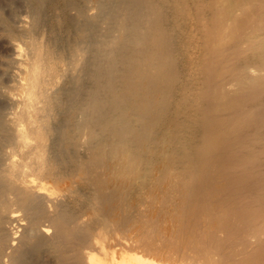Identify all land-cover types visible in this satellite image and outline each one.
I'll use <instances>...</instances> for the list:
<instances>
[{
	"label": "rangeland",
	"instance_id": "374dc122",
	"mask_svg": "<svg viewBox=\"0 0 264 264\" xmlns=\"http://www.w3.org/2000/svg\"><path fill=\"white\" fill-rule=\"evenodd\" d=\"M126 1L128 3H126ZM228 1H231V2H228ZM232 3H234V4L236 3V4L234 5ZM125 4L128 6H125ZM35 5L37 8L35 7ZM38 7L41 9H39ZM130 7H135L134 8L135 11L133 12L132 9L130 10ZM42 8H44V9H42ZM223 8L224 9L226 8V9L224 10ZM86 9H88V10H86ZM219 9L221 12L219 11ZM216 10H218V11H216ZM118 11H122V12L124 11V12L123 13L121 12V14H120V12H118ZM136 11L139 13H137ZM223 12L225 15L223 14ZM225 12H227V13H225ZM112 15H113V17H112ZM139 16H140V18H139ZM36 17H37V19H36ZM114 18H117V20L116 19L114 20ZM118 19H120V20L118 21ZM151 21H152V23H151ZM23 23H25V24H23ZM114 23L118 24L117 27L115 26ZM125 23H127L128 25ZM222 23H224V24H222ZM69 24H70V26H68ZM221 24H222L221 28L218 27V25L220 26ZM119 25H120V27H119ZM215 28L216 29L220 28V29L216 30ZM123 29H125V30H123ZM221 29H222V31H221ZM223 29L226 30V32ZM256 29H258L257 30L258 33L256 32ZM122 32H124V33H122ZM115 33H118V34H115ZM142 33H143V35H142ZM216 33H219V34H217L219 36H217ZM64 37H66V38H64ZM78 39L81 42L78 41ZM113 39H116V41L119 42L118 43L119 45H117L116 41ZM250 39H252V40H250ZM28 40H29V43L32 40L37 41L38 44L41 46V48L42 49L44 48L43 51L46 52L45 54H46V58H47L46 59L47 60L46 66L48 69L51 68L52 71H55L56 73L58 72V75L60 76L58 82L59 81L60 82L59 83L57 82V84L55 85L57 87L55 88V86H54L52 91L50 90L48 92L46 90H43L44 93L42 92V94L40 95V101L41 102L39 104H40L41 108L39 109V111H36L37 125L39 123L38 130L35 131V129H33L32 127H27L28 133L30 135L29 141L31 142V145L37 149L39 148L38 150H40L43 153L42 166L39 169H37L35 167V164H31L30 167L28 166L27 168H25V170H24V172H22V174L19 172L21 175H23V176H20V174H18L19 179H24L26 174H30L32 177L33 176L35 178L38 177L37 179L43 181V183L46 186L49 185L50 187H48V188L51 191L53 190L52 191L53 193L59 187V191L54 193L56 195L57 193L60 192L58 194V196L56 195L58 197V199L55 203L56 204V211L59 213L64 211V212H67L68 214H71L75 223L79 222V223H81V225L84 223L83 226H86V227H83L82 232H84V233L86 232L85 234L88 235V237L91 236L90 237L91 239L94 237H98L104 243V240H107L110 237L107 235H111V233H113L110 237V240H107L109 244H110V242L112 244H114L117 241L119 242V240H117L118 237H119L118 239H120V242L122 240V243H126V242H128V240L133 241V242H134V240H137L138 242H140L139 240H141V242L143 243V246L140 242L139 245L141 248H138V249H140V250L143 249L142 253L144 252V254H147V252H149V250H150L151 252H149V253H151L154 261L160 262V263L162 261V264H170V263L171 264H187L189 261L190 262L194 261V264H196V263H198V264H211V262H209L208 259L204 258V257H196L195 258L196 260H191V258L189 260H186V258H187L186 257V251H187L186 247L187 246H185L186 244H184L185 241L182 240L183 238H185L184 235H186V233L183 231L182 227L188 221V217L184 211L185 195L187 192H190L195 186V176H196V170H197V166H198L197 165V156H196L195 151H192L195 154L193 156V155H190V151H188V150L190 149V144L196 145L197 142L199 141V137H198L197 133H198V130L201 128V121L207 119L208 116L211 117L212 121L216 120V123H214V122L213 123L216 125L217 131L219 130V132H220V129H222L221 133H223V135H225V134L228 135L229 132H230L229 133V135H230L231 131L228 130L229 127L225 126L222 122H220L218 120H220L221 116L225 115L227 112H229L233 108H235V106H238L239 105L237 103L238 100H239L238 101L239 103L242 102L241 92H244V91H242L243 90L242 87H244V89H245L247 87V84H245V83L239 84L241 82L238 83V81L240 80V76L245 78L244 75H246V76L248 75L247 78H253V76L255 75V78H256L257 75H258V77H260L259 75L262 76L264 74L263 62L260 63L263 60L260 57V54H258V53H261V49H263V51H264V44L263 43L258 44L261 41L264 42V0H0V184L2 183L1 181H3V182L6 181L5 183L8 184V182H9L10 184H13V186L16 185L17 187H22V186H20V184H18L19 182L17 181V179L15 180L16 177L13 176V174L9 173L12 175V178H8L9 175L6 173V175H7V177H6V175L4 174V172L9 171V169H8V155L7 154H12V153L15 154L17 156L18 160H20L24 164L28 163V158L26 155L24 156V152H25L24 150H26V148L19 147L20 146L19 142L15 140L16 138H15V133H14V126L12 125L13 123L12 122L10 123V120L7 119L8 117H6V113H7V111H9V109L14 107V105H12V102L14 101V103H15V100L12 98L13 97L12 93L15 89L16 90L14 92H16L18 90V87H19V83L14 84V82L18 81V78L16 77L17 75L13 74L14 73L13 69H15L16 64L17 65L19 64L17 62L19 58H17L16 55L14 56L15 51L13 50L14 49L13 48V41L19 42L22 45V47L24 48L25 53L28 54V52H29L28 56L30 58L27 56V54H25L26 56H23L24 58L22 57L23 59L21 60V63H20V65H21L22 61H25L26 64L23 65L24 64V62H23V64H22L23 67L21 66V69L23 70L22 72H25L24 68L26 67L27 64L29 66V64L32 60V58H31L32 54H31L30 45L28 43ZM65 40H67V41H65ZM105 40H107L106 46L108 48H104V47H106L105 46L106 42H104ZM153 40H154V42H153ZM221 40H223V41H221ZM129 41H130V43L131 42L132 43L130 44ZM144 41H146V42H144ZM74 42H76V43L79 42V43L76 44ZM95 42H96V44H95ZM99 42H101V43H99ZM251 42L252 43L254 42V43L252 44ZM73 43H74V45H73ZM94 44L97 46L99 45L98 47H100V48H98L97 46H94ZM223 44H224V46H223ZM257 44L263 47V48L260 46L256 47V48H261V49L257 50V51H259L258 53L255 50L256 49L255 46ZM52 45L55 46V48ZM249 46L252 49H250ZM253 46H254V48H253ZM85 47L87 48V50ZM96 47H97V50H95ZM116 47H118V48H116ZM101 48L104 51H102ZM112 48H114V49H112ZM85 50L87 53L85 52ZM90 50H93L92 52H94L95 55L92 52H89ZM116 50L118 51V53ZM234 50H236V51L234 52ZM53 51H55V52H53ZM69 51L71 52V54ZM76 51L78 54L76 53ZM98 51H99V53H98ZM66 52L67 53L69 52V53L66 54ZM103 52L105 53L104 54L105 56L102 54ZM138 52H140L141 54ZM89 53H90V55H89ZM109 53L110 54L112 53V54L110 55ZM211 53H213V54L211 55ZM223 53H224V55H223ZM76 54L78 55V58H77ZM91 54H92V56H91ZM221 54H222L221 57H223V58L219 57L217 59L216 57L220 56ZM93 55H94V59H93ZM229 56L231 58L233 57L232 58L233 60ZM235 56H237V57H235ZM61 57L64 60H62V59L60 60ZM90 57H92V58H90ZM98 57L99 58L101 57V59H99ZM108 57H110V58L112 57V59L114 61L111 59V61H109V63L106 64L108 62V59H107ZM52 58H53V60H52ZM72 58H74V59H72ZM250 58H251V61H250ZM65 59L66 60L68 59L67 63H66ZM71 59L73 61H71ZM116 59L118 62L116 61ZM50 60H51V62H50ZM89 60H90V62H89ZM97 60L99 62H97ZM61 61H62V63H61ZM83 61H84V63H83ZM119 61H121V62H119ZM224 61H226V62L224 63ZM252 61H254V63ZM74 62H76V65ZM87 62H89L92 67H90V64H88ZM112 62L113 63L115 62L116 64L115 63L112 64ZM53 63L55 64L56 68L53 66ZM100 63H101V65H98ZM226 63H227V65H225ZM244 63L247 64V66H244L245 65ZM255 63H258V64H255ZM103 64H106V65H103ZM68 65H70L72 67H70ZM102 65H103V67H102ZM228 65L231 66V69H230V67H228ZM86 66H87V68H86ZM99 66H101L102 68L100 69ZM234 66H236V67L234 68ZM243 66H244V68H247L249 66L247 68V70L249 69V73L247 72V70L243 72V70H245L243 68ZM53 67H54V69H53ZM58 67L62 68V69L60 70ZM67 67H69V68H67ZM103 69H105V70H103ZM111 69H113V70H111ZM217 69H219V72ZM221 69H222V71H221ZM229 69H230V71L228 72ZM259 69L260 70L262 69L261 71H263V72H261ZM11 70H13V72ZM67 70H68V72H67ZM69 70H70V72H69ZM98 70H100V72ZM71 71H72V73H71ZM73 71H75L74 76H73ZM259 71L261 73H259ZM91 72H92V75H91ZM232 72H234V73H232ZM239 72H241L240 76H239ZM83 73H85L84 76H82ZM226 73H228V74H226ZM235 73H236V76L234 77ZM243 73H244V75H243ZM50 74H53V73H50ZM63 74H65V75L63 76ZM78 74L82 76V80H81L82 82H80L79 79L81 76L78 77ZM89 74L92 77L96 78V80L94 78L90 77ZM101 74H103L104 77ZM19 75L22 77L25 74L19 73ZM105 76L107 77V80H106ZM25 77H26V75H25ZM25 77H23V78H25ZM89 77H90V79L92 78L91 80L93 81V83L89 79ZM230 77H231V81H230ZM23 78L21 79L22 81H23ZM49 78L50 77L47 76V79H49ZM84 78L86 79L87 82L84 81L85 80ZM74 79L76 80V82H74ZM234 79H236V80L238 79L237 83H236L237 85H235ZM70 80H73V83L74 84L77 83V85H80V87H78L77 85H74L72 83V81H70ZM97 80H98L99 84L104 85L103 89L105 88V90H103L104 92H102L101 88H100V90H99L100 94H99L98 99L103 98V100H106L107 107L104 110V115H105L106 121L102 122V127H100V128H102V131L99 128V126H101V123L99 124L97 122V120L95 119L96 117H94V118L92 117V119L89 121L91 123H92V121H96V122L92 123L93 125L91 123H88V122H87L88 125H87V123H86V125L83 124L84 127L91 125L92 128H90V126H89V128H88L89 130L93 129L94 127L97 128L96 133H98V134L95 137L96 133L93 134L92 132H89L87 130V128L82 130L83 126L80 122L83 121L84 117L80 113V108L83 104L82 103L83 100H80V99H83L85 91H87L86 93H92L93 92L92 90H94V88L96 87V84L94 85V83H97ZM221 80H223V82L226 81L225 83H223L222 87H221V85H222ZM11 81H13L12 82L13 84L11 83ZM218 81H221V83L219 82V84H221L220 86H219V84H217L218 87H221L223 89V87L225 85L224 90L226 91V94H228L229 98H228V96H225L224 90L221 89V91H220V89L218 90L217 87H216V89L218 91L217 90L216 91L219 92V94L216 92V95L218 94V97H215V99L211 98L210 90H211L212 86H214V87L216 86V83H218ZM78 82H80L81 84ZM231 82H233V83H231ZM17 84H18V86H17ZM82 84H85V85H82ZM91 84H93V85H91ZM105 84L106 85L108 84V85L106 86ZM170 84H172V85H170ZM73 85L76 86V89H75V87H73ZM90 86H91V88H90ZM236 86H238V87H236ZM239 86L242 88L241 90H239L240 89ZM77 87H78V90H77ZM84 87L86 89H84ZM87 87L89 89H92V90L90 91ZM57 89H58V91L60 90L59 92L62 94L65 91L64 94L62 95V94L57 93L58 92ZM228 89L230 91L229 93L227 92ZM68 90H69V92H68ZM79 90H80L79 93L81 95L78 93ZM8 91H10V92H8ZM53 91H54V94H53ZM231 91L235 94H233ZM192 92L194 95L191 94ZM50 93H52L53 95L52 96L49 95ZM96 93H98V92H96ZM221 93L225 97L222 96L220 98L219 95ZM230 93L233 94L232 96H234L235 98L231 97L232 98L231 99ZM8 94H10V95H8ZM55 94L58 96L55 97L56 96ZM77 94H79V96L81 98ZM41 97L44 98V100H42ZM59 97H60V100H58ZM67 98H69V100L72 104H70V102H69V100H67ZM236 98L238 99L237 101L235 100ZM10 99H12L13 101ZM50 99H52V100H50ZM98 99H97V102H98ZM113 99H116V100L114 101ZM229 99L232 100V102ZM63 100H64V102H63ZM213 100L215 101L214 103H213ZM220 100H222V101H220ZM228 100L230 101L232 106H231V104H229ZM77 101L79 103H77ZM80 101H81V103H80ZM218 101H219V103H218ZM17 102H18V100H16V103ZM57 102L58 103L61 102V104L60 103L58 104ZM110 102L112 104H110ZM16 103H15V105H16ZM216 103H218L217 105L221 106L222 109L220 107H217ZM236 103H237V105H236ZM49 104H50V106H49ZM115 104H116V106H115ZM18 105L19 104H17V106ZM118 105L120 107V110H119ZM71 106L74 108L76 107V109L74 110V108H73V110H74L73 111ZM211 106H212V108H211ZM223 106H225L227 110L225 109V107L223 109ZM214 107L216 109L213 110ZM15 108H17V107H15ZM49 108H51V110H49ZM229 108H231V109L229 110ZM40 110H42L43 112ZM45 110H47V111L49 110L50 112L48 111V113H47V111H45ZM65 110H66V112H65ZM70 110L73 113H71ZM164 110H166V111H164ZM192 110H194V111H192ZM216 110L217 111L222 110V111H220V112H218V114H216L217 113ZM186 111H188V112H186ZM189 111H191V112H189ZM214 111H216V113ZM223 111H224V113H223ZM107 112L110 113V115ZM111 112H112V114H111ZM206 112H207V114H206ZM44 113H46V114H44ZM189 113H190V115H189ZM213 113L215 114L214 117H217V119L213 117ZM48 114H50V116ZM78 114H79V116H78ZM196 114H198L199 116ZM41 115L43 117L44 116H46V117L43 118ZM69 115H72L71 118L73 117L74 120H73V118L71 119ZM76 115L79 118L80 122L77 119V117H75ZM168 115H170V116H168ZM175 115H177V116H175ZM124 116L127 117V119H128L127 121H129V124H130L127 128L123 127L120 124V122H121L120 120L122 118H124ZM63 117H64V119H62ZM160 118H161V121H159ZM173 118H174V121H171ZM24 119H25V122H27V123L29 121L28 124L31 126L30 120L26 117L21 119L22 120L21 123L25 127L29 126L27 123L24 122ZM44 119H45V121H44ZM46 119L48 121H46ZM66 119H69V120H66ZM137 119H139V120L137 121ZM166 119H167V121H166ZM176 119H177V121H176ZM143 120H144V122H143ZM189 120L192 122H190ZM70 121H72V122L76 121V122H74L75 124H73L74 125L73 127H75V128H77V126H75V125H81L82 127L79 126V128H81L82 131H80L79 128L74 129L72 127L74 129L73 130L70 127V125H72V122H70ZM139 121L140 122L142 121V122L140 123ZM182 121H184V122L182 123ZM46 122H47V124H45ZM62 122H63V124H62ZM66 122L69 124H66ZM108 123H110L109 126H108ZM184 123H185V125H184L185 127L183 126ZM191 123H193V124H191ZM40 124H42V125H40ZM145 124H147V125H145ZM169 124H172V125H169ZM180 124H182V125H180ZM163 125H164V127H163ZM199 125H200V127H199ZM111 126L113 127V129ZM172 126H174V128ZM156 127L158 128V130ZM169 127L170 128L172 127V128L170 129ZM180 127H182V130ZM187 127L189 130L187 129ZM223 127H227L225 129L226 131H224V132H223V130H224ZM151 128H152V130H151ZM155 128H156V130H154ZM218 128H220V129H218ZM65 129H67L66 132H65ZM164 129H166L165 130L166 134L164 133ZM33 130H34L33 134L36 133L34 135L31 133ZM190 130H192L193 132L192 131L190 132ZM62 131H64L65 133ZM71 131H73V132H71ZM97 131H99V132H97ZM148 131H149V133H148ZM153 131H155V132H153ZM195 131H196V133H195ZM47 132H49V134ZM132 132H134V133H132ZM137 132H139V133H137ZM160 132H162V133H160ZM69 133H71V134H69ZM88 133H91V134H88ZM130 133L135 137L134 139L136 140V142ZM140 133H142V134H140ZM144 133H146V134H144ZM188 133H190L192 135L189 134V136H188L187 135ZM79 134L81 136L82 135L86 136L85 137L86 139L83 136L82 137L80 136L81 138H79V136H78ZM169 134H170V136H169ZM44 135H45V138H44ZM61 135H64L63 136L64 138H62ZM69 135H70V139H67ZM74 135H75V137H72ZM91 135H93V136H91ZM105 135H107V137H105ZM171 135H173V136H171ZM38 136H40V137H38ZM65 136H67V137L65 138ZM164 136L166 139H168V140L170 139L169 141H171V142L166 140L164 138ZM193 136H195L194 137L195 139L193 138ZM125 137H127V139ZM161 137L163 138V140ZM174 137H175V140L172 139ZM46 138H48V139L46 140ZM75 138H76V142L74 140ZM92 138H93V140H92ZM77 139L80 142L77 143V141H78ZM139 139L142 142H144L142 144L144 146V148H142L143 146L141 145V143H139V142H141V141H139ZM71 140H73L75 143L73 144V142ZM37 141L39 144L37 143ZM107 141H109V142L106 143ZM186 141H187V143H186ZM40 142L41 143L43 142L44 145H40ZM92 142H93V144H92ZM95 142H96V144H95ZM165 142H166V144H165ZM168 143H170V144H168ZM68 144H70L72 149ZM75 144H77V145H75ZM78 144L80 145L79 147H78ZM82 144H83V146H81ZM97 144L99 146H97ZM109 144H110V146L106 147ZM154 144H155V146H154ZM164 144H165V148H163ZM111 145H112V148H111ZM166 145L168 146V148ZM183 145H184V147H183ZM65 146H66V148H65ZM73 146L74 147L77 146L79 149L73 148ZM114 146H116L115 148L119 152H117L115 149H113ZM159 146H161V147H159ZM67 147L69 148V151H68ZM117 147H119L118 148L119 150L117 149ZM139 147H141V149ZM179 147H181V148L178 149ZM105 148H106V150H105ZM166 148H167V151H166ZM101 149H102V151H100ZM120 149L122 151H120ZM129 149L131 151H129ZM142 149L145 151H143ZM110 150L114 151L115 154L117 152V156L113 152H111ZM159 150H160V152H159ZM161 150H162V153H161ZM66 151H67V153H66ZM71 151L73 153H71ZM90 151H92V152H90ZM108 151L110 153H108ZM132 151H134V152L132 153ZM141 151H143L145 153V154L143 152L141 153V155L143 154L142 155L143 157L140 155ZM178 151H180V153H178ZM104 152H106L104 154V156H106L107 158L103 156ZM149 152L151 153V157H150ZM163 152H165V153H163ZM89 153H92V155L90 154L91 155L90 156ZM95 153H96V155H93ZM61 154H63V156ZM72 154H74V156ZM121 154H123V155H121ZM177 154H178V156H177ZM70 155L72 157H69ZM75 155H77V156H75ZM80 155H81L82 159L81 158L78 159V157H80ZM100 155H102V156H100ZM120 155H121V157L122 156L123 157L121 158ZM161 155H162V157H161ZM47 156H48V158H47ZM67 156H68V158L66 159ZM93 156H98V157H96L94 159ZM86 157H88L89 159ZM92 157H93V160L100 159L98 161V163L100 162L99 163L100 166L103 163L102 167H104V168L100 167L101 168V170H100L98 168L99 166H97V163L93 164V162H95V161L92 160ZM102 157L105 159H103ZM113 157L116 159H114ZM138 157H140V158H138ZM144 157H147L148 161L149 162L151 161V162L149 163L147 160H145ZM175 157H177V158H175ZM191 157L195 160V162ZM22 158L25 159V161ZM150 158H152V159L150 160ZM154 158H156V159H154ZM83 159L89 160V161H87V163L89 162L88 166H90V164L92 163L90 166V168H92L91 170H90V168H87V167L85 169L84 164L85 165H87V164ZM101 159L104 161L102 162ZM45 160L46 161L48 160V161L44 162ZM71 160H72V162H71ZM142 160H144V161H142ZM166 160H168V161H166ZM79 161H80V163H78ZM81 161H83L82 163H84V162L85 163L82 164ZM169 161H170V163L166 164ZM70 162L72 163V167L70 166L71 165ZM96 162H97V160H96ZM157 162H159V163L157 164ZM60 163H62V164H60ZM104 163L108 168V169L106 168L107 171L103 170L106 167V166H104ZM142 163H144V164H142ZM153 163H155V165ZM189 163H191V164H189ZM115 164H116V166H114ZM53 165H55V166H53ZM92 165H94V166H92ZM120 165L122 167H120ZM192 165H194V166H192ZM95 166H97V167L95 168ZM127 166L129 169L127 168ZM169 166H170V168H169ZM78 167H80V168H78ZM115 167H116V169H115ZM151 167H153V171H152ZM70 168H72L73 170ZM94 168H95V171H94ZM168 168H169V170H168ZM56 169H58V170H56ZM96 169H97V171L100 170L99 174H94V173H98V172H96ZM112 169H114V170H112ZM170 169H172V170H170ZM84 170L86 172H84ZM138 170H140V171L138 172ZM148 170H151V171H148ZM161 170H162V172H161ZM38 171H40V172H38ZM57 171H58V173H57ZM92 171H94V172L92 173ZM144 171L146 172V174ZM157 171H158V173H160V172L163 173V175L158 174V173H157L158 174L157 175L155 173ZM167 171L168 172L171 171V172L168 173ZM90 172H91L92 177L89 174ZM132 172H134V173H132ZM135 172H137V173H135ZM140 172H142V173H140ZM147 172H149V173H147ZM100 173H102V174L106 173V175L104 174L105 177H104V175H101ZM137 174L139 175V177L137 176L138 178L136 177ZM166 174H168V175H166ZM75 175H76V178H74ZM85 175L89 176V177H86ZM95 175H100V177L97 176L100 178L99 181ZM107 175H108V177H106ZM110 175H113V176H110ZM117 175H119V176H117ZM123 175H124V177H123ZM41 177H43V179ZM90 177L93 178L94 180L90 179ZM120 177L123 179V181H122V179H120ZM130 177L132 180L130 179ZM140 177H141V179H140ZM142 177H143V179H142ZM3 178H4V180L5 179L6 180L4 181ZM7 178H8V180H7ZM116 178L120 179L121 184H120L119 179H116ZM12 179H14L16 182L14 183L13 182L14 180H12ZM102 179L104 181H102ZM115 179L119 183H117L116 181L114 182ZM110 180H111V182H110ZM142 180L144 182H142ZM11 181L13 183H11ZM92 181H94V183L97 182L98 184H96V183L94 184ZM100 181H102V184L100 183ZM130 181H132L133 183ZM139 181H140V183H139ZM146 181L148 183H146ZM89 182H92L91 185ZM116 183H117L118 187L114 186V185H116ZM73 184H75V185H73ZM92 184L94 187H98V188L94 189L92 187ZM96 185H100V186H96ZM0 186H1L0 187V193L7 191L4 189V187H2V186H4L3 184H1ZM105 186H107V188H109V189H107ZM142 186H144V187H142ZM70 187H72V188H70ZM110 187L112 190H110ZM131 187H133V188L131 189ZM133 190H134V192H133ZM97 191H98V193H96ZM112 191L113 192L115 191L117 193L114 192L112 194ZM61 193H63V194H61ZM103 193H106L108 195L105 196V194H103ZM95 194H96L97 198H96ZM112 195H113L114 199H113ZM130 195H131V197H130ZM10 196L12 198L11 197H10V199L8 198L9 199L8 202L5 199L7 197H5L4 200L0 201V221H1L0 222L1 223L0 224V227H1L0 228V234L2 231V234L0 235V237L1 236L2 237L0 239L3 240L5 238L6 241H7V238H9L11 235V230H12L11 228H13L15 225L14 223L6 222L8 220L6 218H4V215H3V214H6L5 211L8 213L10 208L11 209H12V207H13V209L16 208V205L12 202L13 200H11L14 198V196L13 195H10ZM91 196L94 199H92ZM103 196H105V197H103ZM115 196H116V199H115ZM118 197L120 198V200ZM117 198H118V200H117ZM96 199H98L97 202H96ZM105 199L107 201H105ZM109 199H110V201H109ZM123 200H124V203L122 202ZM118 201H119V203L117 205L116 202H118ZM113 203H114V205L117 206V208H116V206L113 205ZM125 204H127V205H125ZM120 205H124V207L121 206L122 209H120L121 208ZM92 206L96 207V209H93ZM42 207H43V209L46 207V209H44V210L47 212H50V209H47V206L45 204ZM101 207L104 211H102ZM132 207H133V209L131 210ZM106 209H108V212H106L107 211ZM119 209H120V211H119ZM124 209H126V210H124ZM127 209H128V212H127ZM95 210H97L98 212ZM125 211H126V213H125ZM129 211H130V214H129ZM20 212L23 213L21 210H20ZM113 212L115 214V217L113 216ZM122 212H123V215H125V217H123ZM98 214H100V215H98ZM118 215H120L121 218ZM102 216L104 219L102 218ZM78 217L80 218V220ZM82 217H84V220L81 219ZM98 217H100V218L97 219ZM2 219H4V220H2ZM116 219H118V220L120 219L119 222ZM186 219H187V221H186ZM151 220H152V222H154L155 226L153 224H152L153 226L151 225V223H152V222H150ZM2 221H3V223H2ZM103 221H104V223H103ZM141 222H143L145 224L144 225L145 227L143 225L141 226ZM145 222H148V224H146ZM11 224H12V227L10 226V229H9V225H11ZM1 225L5 228H3ZM5 225H7V226H5ZM149 225H151V226H149ZM136 226H137V228H136ZM139 226H141L142 228L141 227L138 228ZM15 227H17V224L15 225ZM87 227L92 228V229H90L88 231ZM14 228H13V230H15ZM127 228H128V230H127ZM134 228H136V229H134ZM181 228H182V230H181ZM5 229H8L7 232ZM100 229H102V230H100ZM138 229H143V230H141L142 231V238L145 236L146 239L145 238L144 239L149 240L151 236L152 237L157 236V238L155 237L156 241H154V243H153L152 237L149 240V241H151L150 243H148L149 241L145 242V240L142 238L140 239L141 233H138V231H136ZM145 229H148L146 231V233L144 232ZM149 229L150 230L152 229L153 232H151ZM9 230H10V232H9ZM125 230H127L126 231L127 233L124 232ZM129 230L132 232H130ZM90 231H92V232H90ZM110 231H113V232H110ZM141 231L139 230V232H141ZM148 231L150 232V234ZM120 232H121V234H120ZM135 232H137L138 234ZM180 232H181V234H182V232L185 233V234L183 233V235H182L183 238L181 237V234H179ZM89 233H91V234H89ZM104 233H106V234L104 235ZM152 233H154V234H152ZM164 233H165V235H164ZM3 234H4V236H3ZM38 234H40V233L38 232ZM8 235H9V237H7ZM115 235L117 237H115ZM147 235L149 236L148 239L146 237ZM127 236H128V238H127ZM130 236H133L132 238H134V240ZM155 238H154V240H155ZM172 238H174V239H172ZM163 239H164V242H163ZM178 239L181 240L182 242H180ZM87 240L90 241L89 238ZM170 241L172 242L173 245L175 244L173 242H176V244H175L176 246L174 245L175 248L171 244ZM4 242H2V241L0 242V244H1L0 245V248H1L0 251H3L2 248L5 246ZM165 242H168V243L170 242L171 246H169L167 243L165 244ZM177 242H179V243H177ZM181 243H183L184 245L181 246L180 245ZM104 244L107 246L106 242ZM147 244H151V246L150 245L148 246ZM156 244H158V245H156ZM178 244L181 247H184L182 249H179V251L180 250L182 251V252L180 251L182 254L179 252V257H178L177 252H178V248H181V247H179ZM84 245H87V249L90 248L89 244H87V242H85ZM90 245H92L91 242H90ZM161 245L164 246L163 250H162L163 247ZM165 245H167V246H165ZM1 246H3V247H1ZM109 246L111 247L113 245L110 244ZM144 246H145V250H144ZM147 246L149 248L146 249ZM117 247L116 248L112 247V248L115 249V252L119 253V250ZM150 247H152V248L150 249ZM166 247L168 249H170V250L172 249V250L169 251L167 249L169 251V253H168V251L166 250ZM43 248H44V246L42 247V253L38 254V259H37L36 264H56L57 258H56V255L54 252H56V254H57V251H56L57 248L56 247L54 248V246H50L47 248V251H46V249L44 251ZM85 248H86V246H85ZM3 249H5V247ZM93 249L91 247L90 251L93 252L95 250V249L94 250ZM116 249H117V251H116ZM176 249H177V251H176ZM159 250H160V252H159ZM5 251L2 253L0 252L2 255L0 257H3L5 255V253L7 252V251L6 252ZM51 251L52 252L54 251L53 252L54 255ZM111 251H112V249H111ZM175 251L177 253V256H175L176 255ZM171 252H173L172 254H174V256L171 254ZM183 252L185 254H183ZM48 253H50V254L48 255ZM93 253H97V254L99 253L100 254V252H98L97 250H95ZM132 253H134V252H132ZM97 254L94 256L97 258L96 264H98L99 260H100L99 264H101V262H102V264H104V260H101L102 255L100 254L101 256H99V254L98 255ZM166 254H167V257L165 256ZM190 254H192V253H190ZM40 255H42V257H40ZM157 255H159V256H157ZM182 255H185V258L184 257H181V258H183L184 260H186L188 262L185 261V263H182L184 261L179 260V259H181L180 256H182ZM42 258H44V259H42ZM171 258H172V260L174 259L173 260L174 263L172 262ZM198 258H202V259H198ZM215 258L217 260L216 256H215ZM215 258H213L212 261H214ZM157 259H158V261H157ZM164 259H165V261H164ZM192 259H194V258H192ZM38 260L40 261V263L38 262ZM204 260H206V261H204ZM202 261L204 263H202ZM93 262H95L94 259H93ZM190 262H189V264H190ZM0 263H2V262H0ZM191 264H192V262H191ZM213 264H214V262H213ZM215 264H219V263L215 262Z\"/></svg>",
	"mask_w": 264,
	"mask_h": 264
},
{
	"label": "bare ground",
	"instance_id": "6f19581e",
	"mask_svg": "<svg viewBox=\"0 0 264 264\" xmlns=\"http://www.w3.org/2000/svg\"><path fill=\"white\" fill-rule=\"evenodd\" d=\"M33 2V1H32ZM228 2H231V1H228ZM233 2V1H232ZM36 3V2H35ZM125 3V2H124ZM126 3H128L127 1H126ZM32 4V3H31ZM145 4V3H144ZM218 4V3H217ZM232 4H234V3H232ZM236 4V3H235ZM234 4V5H235ZM123 5V4H122ZM125 6H128V5H126L125 4ZM144 6V5H143ZM35 7H36V5H35ZM37 8V7H36ZM39 8V7H38ZM134 8L135 7H130V10L132 9V11L134 12L135 10H134ZM148 8V7H147ZM39 9H41V8H39ZM42 9H44V8H42ZM224 9V8H223ZM226 9V8H225ZM224 9V10H225ZM228 9V8H227ZM86 10H88V9H86ZM123 10V9H122ZM138 10V9H137ZM146 10V9H145ZM222 10V9H221ZM223 10V11H224ZM140 11V10H139ZM216 11H218V10H216ZM219 11H220V9H219ZM118 12H120V14H121V12L122 11H118ZM124 12V11H123ZM122 12V13H123ZM137 12V11H136ZM221 12V11H220ZM129 13V12H128ZM137 13H139V12H137ZM219 13V12H218ZM225 13H227V12H225ZM35 14V13H34ZM33 14V15H34ZM134 14V13H133ZM223 14H224V12H223ZM234 14V13H233ZM36 15V14H35ZM114 15V14H113ZM113 15H112V17H113ZM139 15V14H138ZM225 15V14H224ZM223 15V16H224ZM46 16V15H45ZM122 16V15H121ZM127 16V15H126ZM137 16V15H136ZM148 17V16H147ZM146 17V18H147ZM220 17V16H219ZM222 17V16H221ZM45 18V17H44ZM139 18H140V16H139ZM149 18V17H148ZM224 18V17H223ZM25 19V18H24ZM36 19H37V17H36ZM117 20V18H114V20ZM121 19V18H120ZM120 19H118V21L120 20ZM152 19V18H151ZM262 19V18H261ZM35 20V19H34ZM141 20V19H140ZM149 20V19H148ZM219 20V19H218ZM228 20V19H227ZM27 21V20H26ZM25 21V22H26ZM51 21V20H50ZM28 22V21H27ZM123 22V21H122ZM127 22V21H126ZM226 22V21H225ZM224 22V23H225ZM22 23V22H21ZM106 23V22H105ZM139 23V22H138ZM151 23H152V21H151ZM216 23V22H215ZM224 23H222V24H224ZM23 24H25V23H23ZM33 24V23H32ZM43 24V23H42ZM66 24V23H65ZM115 24V23H114ZM125 24H127V23H125ZM136 24V23H135ZM145 24V23H144ZM148 24V23H147ZM218 24V23H217ZM216 24V25H217ZM220 24V23H219ZM222 24L219 26L218 25V27H220L221 28V26H222ZM226 24V23H225ZM88 25V24H87ZM117 25L118 24H115V26L117 27ZM128 25V24H127ZM140 25V24H139ZM42 26V25H41ZM68 26H70V24L68 25ZM131 26V25H130ZM226 26V25H225ZM88 27V26H87ZM103 27V26H102ZM114 27V26H113ZM119 27H120V25H119ZM148 27V26H147ZM67 28V27H66ZM112 28V27H111ZM212 28V27H211ZM220 28H215L216 30H218V29H220ZM223 28V27H222ZM55 29V28H54ZM133 29V28H132ZM149 29V28H148ZM213 29V28H212ZM225 29V28H224ZM223 29V30H224ZM123 30H125V29H123ZM140 30V29H139ZM255 30V29H254ZM257 30L258 29H256V32H257ZM55 31V30H54ZM69 31V30H68ZM107 31V30H106ZM115 31V30H114ZM122 31V30H121ZM149 31V30H148ZM221 31H222V29H221ZM220 31V32H221ZM225 32H226V30H224ZM65 32V31H64ZM219 32V33H220ZM45 33V32H44ZM50 33V32H49ZM52 33V32H51ZM120 33V32H119ZM122 33H124V32H122ZM219 33H216V35L217 34H219ZM223 33V32H222ZM253 33V32H252ZM258 33V32H257ZM84 34V33H83ZM88 34V33H87ZM97 34V33H96ZM115 34H118V33H115ZM55 35V34H54ZM85 35V34H84ZM83 35V36H84ZM89 35V34H88ZM95 35V34H94ZM142 35H143V33H142ZM87 36V35H86ZM100 36V35H99ZM124 36V35H123ZM141 36V35H140ZM217 36H219V35H217ZM28 37V36H27ZM68 37V36H67ZM132 37V36H131ZM143 37V36H142ZM168 37V36H167ZM225 37V36H224ZM258 37V36H257ZM64 38H66V37H64ZM251 38V37H250ZM57 39V38H56ZM110 39V38H109ZM143 39V38H142ZM145 39V38H144ZM221 39V38H220ZM50 40V39H49ZM77 40V39H76ZM113 40H115L116 41V39H113ZM118 40V39H117ZM124 40V39H123ZM219 40V39H218ZM250 40H252V39H250ZM259 40V39H258ZM257 40V41H258ZM53 41V40H52ZM65 41H67V40H65ZM78 41H80L79 39H78ZM98 41V40H97ZM103 41V40H102ZM101 41V42H102ZM165 41V40H164ZM221 41H223V40H221ZM54 42V41H53ZM56 42V41H55ZM72 42V41H71ZM81 42V41H80ZM84 42V41H83ZM101 42H99V43H101ZM104 42H106L105 43V46L107 45V40H105ZM144 42H146V41H144ZM153 42H154V40H153ZM214 42V41H213ZM218 42V41H217ZM225 42V41H224ZM28 43H29V40H28ZM48 43V42H47ZM63 43V42H62ZM74 43H76V42H74ZM74 43H73V45H74ZM77 43H79V42H77ZM76 43V44H77ZM119 42L118 41H116V44L117 45H119L118 44ZM129 43H130V41H129ZM132 43V42H131ZM130 43V44H131ZM252 43V42H251ZM254 43V42H253ZM252 43V44H253ZM261 43H263L264 44V42L263 41H261L260 43H258V44H261ZM66 44V43H65ZM95 44H96V42H95ZM94 44V46H97V45H95ZM98 44V43H97ZM103 44V43H102ZM147 44V43H146ZM164 44V43H163ZM256 45L255 46V48L256 47H258V46H260V45ZM29 45H30V50H31V54H32V56H31V58H32V60H31V62H30V64H29V66H28V64L26 65V67L24 68L25 69V72H22L23 70L21 69V66H22V64H23V62H24V64L23 65H25L26 63H25V61H22V64L20 65V63H21V60L24 58L23 56H26L25 54H27V53H25L24 52V48L22 47V45L19 43V42H14L13 41V50L15 51V54H14V56L16 55V57L17 58H19L18 59V65L16 64V66H15V69H13L14 70V73L13 74H15V75H17L16 77L18 78V81L17 82H14V84H16V83H19V87H18V90L16 91V92H14L13 91V93H12V98L15 100V103H16V100H18V102L16 103V105H15V103H14V101L12 100V99H10V100H12L11 102H12V105H14V107L13 108H11V109H9V111H7V113H6V117H8L7 119L8 120H10V123L12 122L13 124V126H14V133H15V140L16 141H18L19 142V147H22V148H26V150H24L25 152H24V156L26 155L27 156V158H28V163H26V164H24V163H22L20 160H18V158H17V156L15 155V154H7L8 155V169H9V171H6V172H4V174L6 175V173L9 175V177L8 178H12V175L11 174H13V176H15L16 178H15V180L17 179V181L19 182H17L18 184H20V186H22V187H17L16 185L15 186H13V184H10L9 182H8V184L7 183H5L6 181V179L4 180V178H3V180L5 181V182H3V181H1L2 183L1 184H3L4 186H2V187H4V189L5 190H7L6 192L4 191V192H2V193H0V201H2V200H4V198L5 197H7V198H5L6 200H7V202H8V200L10 199V195H13L14 196V198L13 199H11V200H13L12 202L16 205V208L15 209H13V207H12V209L10 208L9 209V211H8V213L5 211V213L6 214H3L4 215V218H6L8 221H6V222H8V223H14L15 225L17 224V227H15V225H14V229L15 230H13V228H11L12 230H11V235H10V237H9V235L7 236V237H9V238H7V241L5 240V238L3 239V240H1L0 239V242L2 241V242H4V244H5V249H3L4 247L3 246H1V247H3L2 248V250L3 251H0L1 253L2 252H4L5 250L7 251H5L6 253H5V255L3 256V257H0V262H2V263H0V264H36V262H37V259H38V254L39 253H42V247L44 246V251H45V249H46V251H47V248L48 247H50V246H54V248L56 247L57 248V254H56V252H54L55 253V255H56V258H57V260H56V264H96V257H94L97 253H93L95 250H97L98 252H100V254L102 255H100L99 253V256H101L102 258H101V260H104V264H162V261H161V263L160 262H156V261H154V259L152 258V255H151V253H149V252H151L150 250H149V252H147V254H144V252L142 253V251H143V249L142 250H140V249H138V248H141L140 247V242H141V240H139L140 242H138L137 240H134V238H132L133 236H130L133 240H134V242L133 241H129L128 240V242H126V243H122V240H121V242H120V239H118L117 238V240H119V242L117 241V242H113L114 244H112L111 242H110V244L111 245H113V246H109L110 244L108 243V241L107 240H110V237H111V235L113 234V233H111V235H107V236H110L107 240H104V243L106 242V244H107V246L103 243V241H101L98 237H94V238H90L91 236H89L88 237V235H86L84 232H82V230H83V227H86V226H83V224L81 225V223H75V221H74V219H73V217H72V215L71 214H68L67 212H61V213H59V212H57L56 211V201H57V199H58V194L60 193H57L56 195L54 194L55 192H57V191H59V187H58V189L53 193L48 187H50L49 185H45L44 183H43V181H41V180H39V179H37L38 177H32L30 174H26V176L24 177V179H19V175L18 174H22V172H24V170H25V168H27L28 166L30 167L31 166V164H35V167L37 168V169H39L41 166H42V162H43V153L40 151V150H38L37 148H35V147H33L32 145H31V142L29 141V137H30V135H29V133H28V129H27V127H32L33 129H35V131H37L38 130V125H39V123H38V125H37V120H36V111H39V109L41 108L40 107V95L42 94V92L44 93V91L43 90H46V91H52V89L54 88V86L57 84V82H58V80H59V75H58V72L56 73L55 71H52V69L51 68H47V66H46V52H44L43 51V49L41 48V46L38 44V42L37 41H34V40H32V41H30V43H29ZM84 45V44H83ZM116 45V46H117ZM240 45V44H239ZM45 46V45H44ZM53 46V45H52ZM63 46V45H62ZM71 46V45H70ZM99 46V45H98ZM97 46V47H98ZM114 46V45H113ZM144 46V45H143ZM215 46V45H214ZM218 46V45H217ZM223 46H224V44H223ZM54 48H55V46H53ZM93 47V46H92ZM97 47H96V49L95 50H97ZM103 47V46H102ZM141 47V46H140ZM147 47V46H146ZM239 47V46H238ZM237 47V48H238ZM260 47H262V46H260ZM72 48V47H71ZM86 48V47H85ZM98 48H100V47H98ZM104 48H108L107 46L106 47H104ZM115 48V47H114ZM114 48H112V49H114ZM116 48H118V47H116ZM136 48V47H135ZM249 48H250V46H249ZM253 48H254V46H253ZM263 48V47H262ZM53 49V48H52ZM58 49V48H57ZM102 49V48H101ZM215 49V48H214ZM241 49V48H240ZM250 49H252V48H250ZM249 49V50H250ZM258 49H261V48H256L255 50L257 51ZM62 50V49H61ZM73 50V49H72ZM86 50H87V48H86ZM86 50H85V52H86ZM106 50V49H105ZM122 50V49H121ZM120 50V51H121ZM125 50V49H124ZM254 50V49H253ZM254 50V51H255ZM49 51V50H48ZM75 51V50H74ZM93 50H90L89 52H92ZM102 51H104L103 49H102ZM117 51V50H116ZM233 51V50H232ZM236 50H234V52H235ZM243 51V50H242ZM241 51V52H242ZM51 52V51H50ZM53 52H55V51H53ZM70 52V51H69ZM68 52V53H69ZM110 52V51H109ZM144 52V51H143ZM233 52V53H234ZM259 51H257V53H258ZM52 53V52H51ZM67 52H66V54H68ZM76 53H77V51H76ZM82 53V52H81ZM87 53V52H86ZM85 53V54H86ZM93 54H94V52H92ZM98 53H99V51H98ZM117 53H118V51H117ZM116 53V54H117ZM125 53V52H124ZM138 53H140V52H138ZM152 53V52H151ZM215 53V52H214ZM221 53V52H220ZM53 54V53H52ZM58 54V53H57ZM56 54V55H57ZM70 54H71V52H70ZM75 54V53H74ZM78 54V53H77ZM76 54V56H77V58H78V55ZM103 55L105 54L104 52L102 53ZM101 54V55H102ZM107 54V53H106ZM110 54V53H109ZM112 54V53H111ZM110 54V55H111ZM141 54V53H140ZM157 54V53H156ZM161 54V53H160ZM213 53H211V55H212ZM219 54V53H218ZM232 54V53H231ZM258 54H260V57L262 58V60L263 61H261L260 63H262L263 62V65H264V51H263V49H261V53H258ZM29 55V52H28V54H27V56ZM73 55V54H72ZM80 55V54H79ZM89 55H90V53H89ZM95 55V54H94ZM94 55H93V59H94ZM109 55V56H110ZM169 55V54H168ZM223 55H224V53H223ZM235 55V54H234ZM254 55V54H253ZM84 56V55H83ZM82 56V57H83ZM91 56H92V54H91ZM98 56V55H97ZM105 56V55H104ZM103 56V57H104ZM108 56V55H107ZM113 56V55H112ZM121 56V55H120ZM222 56V54L220 55V56H218V57H216L217 59L219 58V57H221ZM227 56V55H226ZM233 56V55H232ZM259 56V55H258ZM23 57V58H22ZM29 57V56H28ZM27 57V58H28ZM53 57V56H52ZM57 57V56H56ZM63 57V56H62ZM62 57L60 58V60L62 59ZM65 57V56H64ZM68 57V56H67ZM116 57V56H115ZM160 57V56H159ZM164 57V56H163ZM170 57V56H169ZM230 57V56H229ZM228 57V58H229ZM234 57V56H233ZM232 57V58H233ZM235 57H237V56H235ZM30 58V57H29ZM54 58V57H53ZM53 58H52V60H53ZM75 58V57H74ZM74 58H72V59H74ZM80 58V57H79ZM90 58H92V57H90ZM96 58V57H95ZM99 58V57H98ZM105 58V57H104ZM110 57H108L107 59H108V62L106 63V64H108L109 63V61H111V59H112V57L109 59ZM221 58H223V57H221ZM220 58V59H221ZM231 58V57H230ZM231 58V59H232ZM254 58V57H253ZM26 59V58H25ZM69 59V58H68ZM68 59L66 60V63H67V61H68ZM71 59V61H73ZM84 59V58H83ZM99 59H101V57L99 58ZM103 59V58H102ZM163 59V58H162ZM227 59V58H226ZM58 60V59H57ZM62 60H64V59H62ZM82 60V59H81ZM113 60V59H112ZM233 60V59H232ZM231 60V61H232ZM255 60V59H254ZM258 60V59H257ZM87 61V60H86ZM102 61V60H101ZM114 61V60H113ZM116 61H117V59H116ZM237 61V60H236ZM250 61H251V58H250ZM259 61V60H258ZM14 62V61H13ZM50 62H51V60H50ZM56 62V61H55ZM58 62V61H57ZM77 62V61H76ZM76 62H74L75 63V65H76ZM80 62V61H79ZM89 62H90V60H89ZM89 62H87L88 64H90ZM97 62H99L98 60H97ZM118 62V61H117ZM119 62H121V61H119ZM144 62V61H143ZM226 61H224V63H225ZM253 63H254V61H252ZM257 62V61H256ZM61 63H62V61H61ZM60 63V64H61ZM65 63V62H64ZM83 63H84V61H83ZM92 63V62H91ZM115 63V62H114ZM113 62H112V64H114ZM147 63V62H146ZM223 63V64H224ZM234 63V62H233ZM246 63V62H245ZM244 63V64H245ZM259 63V62H258ZM258 63H255V64H258ZM259 63V64H260ZM49 64V63H48ZM47 64V65H48ZM57 64V63H56ZM69 64V63H68ZM82 64V63H81ZM86 64V63H85ZM106 64H103V65H106ZM111 64V63H110ZM116 64V63H115ZM143 64V63H142ZM141 64V65H142ZM205 64V63H204ZM229 64V63H228ZM252 64V63H251ZM13 65V64H12ZM87 65V64H86ZM98 65H101V63L100 64H98ZM103 65H102V67H103ZM122 65V64H121ZM225 65H227V63L225 64ZM234 65V64H233ZM249 65V64H248ZM14 66V65H13ZM53 66L56 68V66H55V64L53 63ZM60 66V65H59ZM66 66V65H65ZM64 66V67H65ZM68 66H70V65H68ZM89 66V65H88ZM111 66V65H110ZM136 66V65H135ZM221 66V65H220ZM244 66H247V64H245ZM244 66H243V68H244ZM23 67V66H22ZM49 67V66H48ZM54 67H53V69H54ZM61 67V66H60ZM70 67H72V66H70ZM77 67V66H76ZM85 67V66H84ZM90 67H92L91 66V64H90ZM89 67V68H90ZM101 66H99V68L101 69L102 68ZM105 67V66H104ZM112 67V66H111ZM118 67V66H117ZM140 67V66H139ZM228 67H230V69H231V66H229L228 65ZM236 66H234V68H235ZM238 67V66H237ZM249 67V66H248ZM247 67V68H248ZM252 67V66H251ZM59 68V67H58ZM67 68H69V67H67ZM86 68H87V66H86ZM144 68V67H143ZM215 68V67H214ZM233 68V69H234ZM247 68H244L245 70H243V72L244 71H246L247 70ZM60 70L62 69V68H59ZM84 69V68H83ZM93 69V68H92ZM121 69V68H120ZM138 69V68H137ZM230 69L228 70V72L230 71ZM242 69V68H241ZM13 70H11L12 72H13ZM58 70V69H57ZM66 70V69H65ZM72 70V69H71ZM88 70V69H87ZM96 70V69H95ZM103 70H105V69H103ZM111 70H113V69H111ZM134 70V69H133ZM218 70V72H219V69H217ZM236 70V69H235ZM240 70V69H239ZM260 70V69H259ZM262 70V69H261ZM260 70V71H261ZM50 71V72H49ZM63 71V70H62ZM92 71V70H91ZM99 72H100V70H98ZM214 71V70H213ZM221 71H222V69H221ZM259 71V73H261V72H263V71H261L260 72ZM22 72V73H21ZM55 72V73H54ZM67 72H68V70H67ZM69 72H70V70H69ZM75 71H73V76H74V73ZM78 72V71H77ZM82 72V71H81ZM96 72V71H95ZM98 72V73H99ZM103 72V71H102ZM170 72V71H169ZM227 72V71H226ZM236 72V71H235ZM247 72L249 73V69L247 70ZM251 72V71H250ZM19 73L20 74H25L26 75V77H25V75L24 76H20L19 75ZM49 73V74H48ZM50 73H53V74H50ZM65 73V72H64ZM71 73H72V71H71ZM86 73V72H85ZM85 73H83V75L82 76H84V74ZM90 73V72H89ZM116 73V72H115ZM232 73H234V72H232ZM238 73V72H237ZM240 73L241 72H239V76H240ZM80 74V73H79ZM78 74V77L79 76H81V75H79ZM82 74V73H81ZM104 74V73H103ZM103 74H101L103 77H104V75ZM226 74H228V73H226ZM12 75V74H11ZM14 75V76H15ZM65 74H63V76H64ZM67 75V74H66ZM70 75V74H69ZM77 75V74H76ZM91 75H92V72H91ZM90 74H89V76L90 77H92ZM173 75V74H172ZM231 75V74H230ZM233 75V74H232ZM242 75V74H241ZM243 75H244V73H243ZM253 75V74H252ZM264 75V74H263ZM261 76V75H259L260 77H258V75H257V77L255 78V75L253 76V78H247V76L246 75H244L245 76V78L244 77H242V76H240V80L238 81V83L239 82H241V83H239V84H242V83H245V84H247V87L244 89V87H242L243 88V90L242 91H244V92H241V94H242V102L241 103H239L238 101V97L235 99L236 101H237V103L239 104L238 106H235V108H233L231 111H229L231 108H229V112H227L225 115H223V116H221L220 117V120H218V121H220V122H222L225 126H228L229 127V129L228 130H230L231 131V136L229 135V133H228V135L230 136H228V135H223V133H221V131H222V129H220V128H218V129H220V132H219V130L217 131L216 130V125L214 124V123H216V120L215 121H212V119H211V117L210 116H208V118L207 119H205V120H202L201 121V128L198 130V133H197V135H198V137H199V141L197 142V144L195 145L193 142V144L194 145H191L190 144V149L188 150V151H190V155H195L192 151H195V153H196V156H197V170H196V176H195V186H194V188L190 191V192H187L186 193V195H185V206H184V211H185V214L187 215V217H188V221H187V219H186V223H185V225L182 227L183 228V231L186 233V235H184L185 236V238H183V233L184 232H182V234H181V232L179 233V234H181V237L183 238H181L183 241H185V243L184 244H186L185 246H187L185 249L187 250L186 251V257L188 258H186V260H189L190 258H191V260H196L195 258L196 257H204V258H207L208 259V261L209 262H211V264H213V262H214V264H215V262H218L219 264H264V76ZM47 76H49L50 78L49 79H47ZM62 76V75H61ZM62 76V77H63ZM82 76L80 77V82H82L81 80H82ZM94 76V75H93ZM100 76V75H99ZM107 76V75H106ZM105 76V77H106ZM215 76V75H214ZM229 76V75H228ZM236 76V73H235V75H234V77ZM23 77H25V78H23ZM61 77V78H62ZM87 77V76H86ZM85 77V78H86ZM90 77H89V79H90ZM101 77V76H100ZM102 77V78H103ZM115 77V76H114ZM175 77V76H174ZM205 77V76H204ZM207 77V76H206ZM233 77V76H232ZM233 77V78H234ZM14 78V77H13ZM12 78V79H13ZM16 78V79H17ZM23 78V81L21 80ZM84 78V79H85ZM92 78H94V77H92ZM91 78V79H92ZM109 78V77H108ZM222 78V77H221ZM220 78V79H221ZM83 79V80H84ZM90 79V80H91ZM95 80H96V78H94ZM93 79V80H94ZM104 79V78H103ZM112 79V78H111ZM158 79V78H157ZM179 79V78H178ZM205 79V78H204ZM215 79V78H214ZM14 80V79H13ZM88 80V79H87ZM89 80V81H90ZM101 80V79H100ZM106 80H107V77H106ZM212 80V79H211ZM226 80V79H225ZM228 80V79H227ZM235 80V81H234ZM233 81L235 82V85H237L236 83H237V80L236 79H234ZM70 81H72V83H73V80H70ZM84 81H86V79L84 80ZM88 81V82H89ZM92 81V80H91ZM214 81V80H213ZM212 81V82H213ZM221 81H222V83H221ZM221 81H218V83H216V86L214 87V86H212V88H211V90H210V93H211V98L212 99H215V97H218V94H219V92H217L219 89H220V91H221V87L223 86V83H225L226 81H224L223 82V80H221ZM230 81H231V77H230ZM229 81V82H230ZM13 81H11V83H12ZM60 82V81H59ZM58 82V83H59ZM74 82H76V80L74 79ZM80 82H78V83H80ZM87 82V81H86ZM96 82V81H95ZM219 82L222 84H219ZM92 83H93V81H92ZM103 83V82H102ZM108 83V82H107ZM231 83H233V82H231ZM13 84V83H12ZM74 84V83H73ZM81 84V83H80ZM87 84V83H86ZM89 84V83H88ZM96 84V87L94 88V90H92V89H89L88 87V89L91 91H93L92 93H86L87 91H85V94H84V96H83V99H80V100H83V104H82V106H81V108H80V113L83 115V121H81L80 122V120H79V118L77 117V115L75 116V117H77V119L79 120V122L82 124V126H83V124H85L86 125V123L88 122V123H91V122H89L91 119H92V117L94 118V117H96L95 119L97 120V122L100 124L101 123V126H99L98 124V126H99V128L100 127H102V122H104V121H106L105 119V115H104V110H105V108L107 107V104H106V100H103V98H100V99H98L99 98V94H100V88H101V91L102 92H104L103 90H105V88L103 89V86L104 85H101V84H99V82H98V80H97V83H94V85ZM217 84H219V86L221 85V87H218V85ZM230 84V83H229ZM74 85H77V83L76 84H74ZM73 85V87H75V89H76V86H74ZM82 85H85V84H82ZM91 85H93V84H91ZM106 85V84H105ZM108 85V84H107ZM106 85V86H107ZM110 85V84H109ZM170 85H172V84H170ZM228 85V84H227ZM231 85V84H230ZM229 85V86H230ZM17 86H18V84H17ZM78 87H80V85H77ZM57 86H55V88H56ZM78 87H77V90H78ZM82 87V86H81ZM172 87V86H171ZM216 87H217V89H216ZM224 87H225V85H224ZM223 87V89L222 90H224L225 88ZM236 87H238V86H236ZM90 88H91V86H90ZM199 88V87H198ZM239 90H241L242 88L239 86ZM60 89V88H59ZM63 89V88H62ZM65 89V88H64ZM84 89H86L85 87H84ZM157 89V88H156ZM238 89V88H237ZM12 90V89H11ZM76 90V91H77ZM109 90V89H108ZM111 90V89H110ZM113 90V89H112ZM198 90V89H197ZM217 90V91H216ZM235 90V89H234ZM56 91V90H55ZM57 91H58V89H57ZM60 91V90H59ZM57 92V93H59V94H62V93H60V92ZM84 91V90H83ZM89 91V92H90ZM121 91V90H120ZM8 92H10V91H8ZM65 92V91H64ZM64 92H63V94H64ZM67 92V91H66ZM68 92H69V90H68ZM80 92V90L78 91V93ZM96 92H98V93H96ZM112 92V91H111ZM159 92V91H158ZM194 92V91H193ZM193 92L191 93L192 95H194L193 94ZM198 92V91H197ZM200 92V91H199ZM216 92L218 93L217 95H216ZM228 93L230 92L229 91V89H228V91H227ZM232 92V91H231ZM82 93V92H81ZM122 93V92H121ZM208 93V92H207ZM224 93H225V96H228V94H226V91L224 90ZM233 93V92H232ZM237 93V92H236ZM239 93V92H238ZM53 94H54V91H53ZM52 93H50L49 95H53ZM62 94V95H63ZM80 94V93H79ZM79 94H77L78 96H79ZM231 94V93H230ZM233 94H235V93H233ZM233 94H231L230 95V98L231 97H234V96H232ZM8 95H10V94H8ZM48 95V96H49ZM56 95V94H55ZM76 95V96H77ZM81 95V94H80ZM106 95V94H105ZM238 95V94H237ZM58 95H56L55 97H57ZM60 96V95H59ZM75 96V97H76ZM102 96V95H101ZM108 96V95H107ZM106 96V97H107ZM117 96V95H116ZM201 96V95H200ZM223 95H222V93L219 95V97L221 98ZM225 96H223V97H225ZM54 97V98H55ZM61 97V96H60ZM60 97H59V99L58 100H60ZM80 97V96H79ZM103 97V96H102ZM51 98V97H50ZM74 98V97H73ZM81 98V97H80ZM116 98V97H115ZM173 98V97H172ZM199 98V97H198ZM228 98H229V96H228ZM227 98V99H228ZM235 98V97H234ZM240 98V97H239ZM41 99L42 100H44V98H42L41 97ZM64 99V98H63ZM72 99V98H71ZM77 99V98H76ZM97 99H98V102H97ZM107 99V98H106ZM175 99V98H174ZM223 99V98H222ZM232 99V98H231ZM50 100H52V99H50ZM56 100V99H55ZM67 100H69V98H67ZM73 100V99H72ZM71 100V101H72ZM78 100V99H77ZM114 101L116 100V99H113ZM230 100V99H229ZM228 100V101H229ZM234 100V99H233ZM234 100V101H235ZM241 100V99H240ZM66 101V100H65ZM79 101V100H78ZM77 101V103H79ZM108 101V100H107ZM111 101V100H110ZM154 101V100H153ZM152 101V102H153ZM192 101V100H191ZM220 101H222V100H220ZM231 102H232V100H230ZM230 101H229V104H231L230 103ZM43 102V101H42ZM53 102V101H52ZM55 102V101H54ZM63 102H64V100H63ZM69 102H70V100H69ZM73 102V101H72ZM76 102V101H75ZM109 102V101H108ZM165 102V101H164ZM163 102V103H164ZM196 102V101H195ZM215 101L213 100V103H214ZM47 103V102H46ZM49 103V102H48ZM58 103V102H57ZM60 104H61V102H59ZM58 103V104H59ZM68 103V102H67ZM80 103H81V101H80ZM122 103V102H121ZM187 103V102H186ZM218 103H219V101H218ZM218 103H216V105L218 104ZM223 103V102H222ZM237 103H236V105H237ZM17 104H19L18 106H17ZM70 104H72L71 102H70ZM110 104H112L111 102H110ZM114 104V103H113ZM11 105V104H10ZM195 105V104H194ZM215 105V106H216ZM49 106H50V104H49ZM64 106V105H63ZM73 106V105H72ZM71 106V107H72ZM112 106V105H111ZM115 106H116V104H115ZM231 106H232V104H231ZM230 106V107H231ZM15 107H17V108H15ZM78 107V106H77ZM118 107H119V105H118ZM117 107V108H118ZM170 107V106H169ZM182 107V106H181ZM194 107V106H193ZM217 107H220L221 108V106H218L217 105ZM224 107L225 106H223V109H224ZM46 108V107H45ZM48 108V107H47ZM53 108V107H52ZM63 108V107H62ZM65 108V107H64ZM69 108V107H68ZM73 108L74 107H72V110H73ZM109 108V107H108ZM189 108V107H188ZM204 108V107H203ZM207 108V107H206ZM211 108H212V106H211ZM219 108V109H220ZM228 108V107H227ZM55 109V108H54ZM76 109V107L74 108V110ZM150 109V108H149ZM182 109V108H181ZM214 109H216L215 107L213 108V110ZM222 109V108H221ZM225 109H226V107H225ZM49 110H51V108H49ZM48 110V111H49ZM73 110V111H74ZM107 110V109H106ZM118 110V109H117ZM119 110H120V107H119ZM183 110V109H182ZM227 110V109H226ZM40 111H42V110H40ZM45 111H47V110H45ZM48 111H47V113H48ZM71 111V110H70ZM116 111V110H115ZM164 111H166V110H164ZM184 111V110H183ZM192 111H194V110H192ZM198 111V110H197ZM204 111V110H203ZM217 111V110H216ZM216 111H214L215 113H216ZM220 111H222V110H220ZM220 111H217V113L216 114H218V112H220ZM43 112V111H42ZM50 112V111H49ZM65 112H66V110H65ZM109 112V111H108ZM107 112V113H108ZM113 112V111H112ZM112 112H111V114H112ZM120 112V111H119ZM186 112H188V111H186ZM189 112H191V111H189ZM211 112V111H210ZM71 113H73L72 111H71ZM70 113V114H71ZM195 113V112H194ZM222 113V112H221ZM223 113H224V111H223ZM41 114V113H40ZM44 114H46V113H44ZM51 114V113H50ZM50 114H48L49 116H50ZM60 114V113H59ZM68 114V113H67ZM75 114V113H74ZM77 114V113H76ZM109 115H110V113H108ZM168 114V113H167ZM179 114V113H178ZM181 114V113H180ZM206 114H207V112H206ZM73 115V114H72ZM72 115H69L70 116V118H71V116ZM107 115V114H106ZM186 115V114H185ZM189 115H190V113H189ZM196 115H198V114H196ZM214 113H213V117H214ZM42 116V115H41ZM40 116V117H41ZM78 116H79V114H78ZM81 116V115H80ZM121 116V115H120ZM159 116V115H158ZM168 116H170V115H168ZM175 116H177V115H175ZM199 116V115H198ZM24 117H26V118H28L29 120H30V123H31V126L28 124L29 123V121H28V123L27 122H25V119H24V122L25 123H27L29 126H24L21 122H22V118H24ZM39 117V116H38ZM43 117V116H42ZM44 117H46V116H44ZM43 117V118H44ZM48 117V116H47ZM57 117V116H56ZM69 118V117H68ZM69 118V119H70ZM73 118V117H72ZM71 118V119H72ZM81 118V117H80ZM108 118V117H107ZM112 118V117H111ZM162 118V117H161ZM161 118H160V120L159 121H161ZM181 118V117H180ZM188 118V117H187ZM191 118V117H190ZM196 118V117H195ZM214 118H216L217 119V117H214ZM52 119V118H51ZM50 119V120H51ZM54 119V118H53ZM62 119H64V117L62 118ZM69 119H66V120H69ZM193 119V118H192ZM43 120V119H42ZM73 120H74V118H73ZM76 120V119H75ZM128 119H127V117L126 116H124V118H122L120 121V124L123 126V127H125V128H127L130 124H129V121H127ZM139 119H137V121H138ZM149 120V119H148ZM169 120V119H168ZM191 120V119H190ZM189 120V121H190ZM196 120V119H195ZM27 121V120H26ZM44 121H45V119H44ZM46 121H48L47 119H46ZM62 121V120H61ZM109 121V120H108ZM119 121V120H118ZM150 121V120H149ZM154 121V120H153ZM152 121V122H153ZM157 121V120H156ZM158 121V122H159ZM166 121H167V119H166ZM171 121H174V118L171 120ZM176 121H177V119H176ZM187 121V120H186ZM188 121V122H189ZM198 121V120H197ZM40 122V121H39ZM64 122V121H63ZM63 122H62V124H63ZM69 122V121H68ZM70 122H72V121H70ZM74 122H76V121H73L72 122V125H70V127L72 128L74 125L73 124H75ZM94 122H96V121H92V123H94ZM131 122V121H130ZM140 122V121H139ZM142 122V121H141ZM140 122V123H141ZM143 122H144V120H143ZM181 122V121H180ZM184 121H182V123H183ZM190 122H192V121H190ZM200 122V121H199ZM214 122V123H213ZM219 122V123H220ZM65 123V122H64ZM88 123H87V125H88ZM91 123V124H92ZM157 123V122H156ZM161 123V122H160ZM166 123V122H165ZM171 123V122H170ZM45 124H47V122L45 123ZM66 124H69V123H67L66 122ZM77 124V123H76ZM96 124V123H95ZM109 124L110 123H108V126H109ZM136 124V123H135ZM148 124V123H147ZM147 124H145V125H147ZM159 124V123H158ZM190 124V123H189ZM191 124H193V123H191ZM221 124V123H220ZM40 125H42V124H40ZM49 125V124H48ZM93 125V124H92ZM107 125V124H106ZM112 125V124H111ZM142 125V124H141ZM169 125H172V124H169ZM177 125V124H176ZM175 125V126H176ZM180 125H182V124H180ZM185 125V123L183 124V126ZM218 125V124H217ZM47 126V125H46ZM75 126H77V128H79V126H81V125H75ZM81 126V127H82ZM90 126V128H92V126L91 125H89ZM89 126H83V128H82V130H84L85 128H87V130L89 131V132H92L93 134L94 133H96V129L97 128H93V129H88L89 128ZM140 126V125H139ZM155 126V125H154ZM189 126V125H188ZM191 126V125H190ZM104 127V126H103ZM112 127V126H111ZM138 127V126H137ZM162 127V126H161ZM163 127H164V125H163ZM173 128H174V126H172ZM171 127V128H172ZM185 127V126H184ZM192 127V126H191ZM197 127V126H196ZM195 127V128H196ZM199 127H200V125H199ZM48 128V127H47ZM54 128V127H53ZM60 128V127H59ZM62 128V127H61ZM74 129H77V128H75V127H73ZM72 128V129H73ZM120 128V127H119ZM150 128V127H149ZM157 128V127H156ZM156 128L154 129V130H156ZM160 128V127H159ZM170 128V127H169ZM170 128V129H171ZM181 128V130H182V127H180ZM193 128V127H192ZM227 127H223V132L224 131H226L225 129H226ZM64 129V128H63ZM62 129V130H63ZM73 129V130H74ZM80 129V131H82L81 130V128H79ZM105 129V128H104ZM109 129V128H108ZM112 129H113V127H112ZM148 129V128H147ZM161 129V128H160ZM159 129V130H160ZM169 129V130H170ZM177 129V128H176ZM186 129V128H185ZM187 129H188V127H187ZM198 129V128H197ZM30 130V129H29ZM66 130L67 129H65V132H66ZM100 130L102 131V128H100ZM115 130V129H114ZM146 130V129H145ZM149 130V129H148ZM151 130H152V128H151ZM157 130H158V128H157ZM165 130L166 129H164V133H165ZM168 130V129H167ZM175 130V129H174ZM173 130V131H174ZM178 130V129H177ZM180 130V131H181ZM189 130V129H188ZM193 130V129H192ZM192 130H190V132L192 131ZM227 130V131H228ZM47 131V130H46ZM76 131V130H75ZM74 131V132H75ZM79 131V130H78ZM86 131V130H85ZM139 131V130H138ZM147 131V130H146ZM176 131V130H175ZM187 131V130H186ZM33 132H34V130L31 132L32 134H33ZM50 132V131H49ZM49 132H47L48 134H49ZM62 132H64V131H62ZM64 132V133H65ZM71 132H73V131H71ZM97 132H99V131H97ZM153 132H155V131H153ZM167 132V131H166ZM188 132V131H187ZM193 132V131H192ZM63 133V134H64ZM119 133V132H118ZM132 133H134V132H132ZM137 133H139V132H137ZM148 133H149V131H148ZM152 133V132H151ZM160 133H162V132H160ZM168 133V132H167ZM172 133V132H171ZM170 133V134H171ZM182 133V132H181ZM180 133V134H181ZM195 133H196V131H195ZM34 134H36V133H34ZM33 134V135H34ZM41 134V133H40ZM43 134V133H42ZM61 134V133H60ZM69 134H71V133H69ZM74 134V133H73ZM76 134V133H75ZM78 134V133H77ZM82 134V133H81ZM88 134H91V133H88ZM98 133H96L95 134V137H96V135H97ZM115 134V133H114ZM131 134V133H130ZM129 134V135H130ZM140 134H142V133H140ZM144 134H146V133H144ZM143 134V135H144ZM154 134V133H153ZM152 134V135H153ZM156 134V133H155ZM166 134V133H165ZM170 134H169V136H170ZM189 134L190 133H188L187 135L189 136ZM52 135V134H51ZM66 135V134H65ZM137 135V134H136ZM168 135V134H167ZM177 135V134H176ZM190 135H192V134H190ZM196 135V134H195ZM42 136V135H41ZM50 136V135H49ZM62 136V138H64L63 136L64 135H61ZM77 136V135H76ZM79 136V138H81L82 136L79 134L78 135ZM81 136V137H80ZM91 136H93V135H91ZM120 136V135H119ZM126 136V135H125ZM131 136H133L132 134H131ZM146 136V135H145ZM156 136V135H155ZM171 136H173V135H171ZM179 136V135H178ZM227 136V137H226ZM38 137H40V136H38ZM43 137V136H42ZM41 137V138H42ZM67 136H65V138H66ZM72 137H75V135L74 136H72ZM84 138L86 137V136H83ZM105 137H107V135H105ZM150 137V136H149ZM177 137V136H176ZM185 137V136H184ZM191 137V136H190ZM189 137V138H190ZM195 136H193V138H194ZM37 138V137H36ZM44 138H45V135H44ZM43 138V139H44ZM78 138V139H79ZM115 138V137H114ZM126 139H127V137H125ZM135 137L133 136V139H134ZM139 138V137H138ZM144 138V137H143ZM162 138V137H161ZM164 138H165V136H164ZM171 138V137H170ZM192 138V139H193ZM14 139V138H13ZM31 139V138H30ZM48 138H46V140H47ZM67 139H70V135L68 136V138ZM77 139V140H78ZM83 139V138H82ZM86 139V138H85ZM120 139V138H119ZM166 139V138H165ZM172 139H174L175 140V137L174 138H172ZM177 139V138H176ZM186 139V138H185ZM195 139V138H194ZM14 140V141H15ZM65 140V139H64ZM75 140V142H76V138L74 139ZM80 140V139H79ZM77 141V143L78 142H80V141ZM92 140H93V138H92ZM135 140V139H134ZM153 140V139H152ZM159 140V139H158ZM162 140H163V138H162ZM166 140H168V139H166ZM170 140V139H169ZM168 140V141H169ZM183 140V139H182ZM181 140V141H182ZM44 141V140H43ZM70 141V140H69ZM72 142H73V144L75 143L73 140H71ZM106 141V140H105ZM128 141V140H127ZM139 141H141L140 139H139ZM151 141V140H150ZM178 141V140H177ZM197 141V140H196ZM45 142V141H44ZM97 142V141H96ZM96 142H95V144H96ZM109 141H107L106 143H108ZM135 142H136V140H135ZM159 142V141H158ZM164 142V141H163ZM162 142V143H163ZM167 142V141H166ZM166 142H165V144H166ZM169 142H171V141H169ZM183 142V141H182ZM185 142V141H184ZM37 143H38V141H37ZM70 143V142H69ZM111 143V142H110ZM122 143V142H121ZM139 143H141V145L144 143V142H139ZM186 143H187V141H186ZM191 143V142H190ZM196 143V142H195ZM18 144V143H17ZM39 144V143H38ZM37 144V145H38ZM67 144V143H66ZM81 144V143H80ZM92 144H93V142H92ZM112 144V143H111ZM120 144V143H119ZM165 144H164V147L163 148H165ZM168 144H170V143H168ZM40 145H44L43 144V142L41 143L40 142ZM69 146H70V144H68ZM67 145V146H68ZM75 145H77V144H75ZM74 145V146H75ZM117 145V144H116ZM127 145V144H126ZM140 145V146H141ZM145 145V144H144ZM148 145V144H147ZM159 145V144H158ZM163 145V144H162ZM173 145V144H172ZM18 146V145H17ZM68 146V147H69ZM73 146V148H76V149H79L78 147L80 146L79 144H78V147L76 146V147H74ZM81 146H83V144L81 145ZM86 146V145H85ZM88 146V145H87ZM97 146H99L98 144H97ZM101 146V145H100ZM110 146V144L108 145V146H106V147H109ZM119 146V145H118ZM139 146V145H138ZM143 146V145H142ZM141 146V147H142ZM154 146H155V144H154ZM167 146V145H166ZM170 146V145H169ZM177 146V145H176ZM182 146V145H181ZM41 147V146H40ZM67 147V148H68ZM71 147V146H70ZM102 147V146H101ZM105 147V146H104ZM116 146H114V148L113 149H115L116 150V148H115ZM123 147V146H122ZM135 147V146H134ZM141 147H139L140 149H141ZM159 147H161V146H159ZM183 147H184V145H183ZM21 148V149H22ZM65 148H66V146H65ZM64 148V149H65ZM111 148H112V145H111ZM119 147H117V149H118ZM127 148V147H126ZM129 148V147H128ZM142 148H144V146L142 147ZM150 148V147H149ZM167 148H168V146H167ZM167 148H166V151H167ZM175 148V147H174ZM173 148V149H174ZM177 148V147H176ZM181 147H179L178 149H180ZM71 149H72V147H71ZM70 149V150H71ZM81 149V148H80ZM112 149V150H113ZM139 149V150H140ZM146 149V148H145ZM156 149V148H155ZM154 149V150H155ZM158 149V148H157ZM18 150V149H17ZM45 150V149H44ZM105 150H106V148H105ZM104 150V151H105ZM119 150V149H118ZM133 150V149H132ZM143 150V149H142ZM148 150V149H147ZM146 150V151H147ZM171 150V149H170ZM187 150V149H186ZM68 151H69V148H68ZM73 151V150H72ZM71 151V153H73ZM77 151V150H76ZM87 151V150H86ZM95 151V150H94ZM100 151H102V149L100 150ZM111 151V150H110ZM117 151V150H116ZM120 151H122L121 149H120ZM129 151H131L130 149H129ZM143 151H145V150H143ZM143 151H141L140 152V155H141V153L143 152ZM156 151V150H155ZM51 152V151H50ZM90 152H92V151H90ZM99 152V151H98ZM111 152H113L114 153V151H111ZM117 152H119V151H117ZM117 152H116V156H117ZM134 151H132V153H133ZM138 152V151H137ZM153 152V151H152ZM159 152H160V150H159ZM174 152V151H173ZM176 152V151H175ZM22 153V152H21ZM63 153V152H62ZM66 153H67V151H66ZM100 153V152H99ZM106 152H104L103 153V156H104V154H105ZM108 153H110L109 151H108ZM144 153V152H143ZM150 153V152H149ZM161 153H162V150H161ZM163 153H165V152H163ZM178 153H180V151H178ZM182 153V152H181ZM185 153V152H184ZM78 154V153H77ZM92 155V153H89V155ZM112 154V153H111ZM119 154V153H118ZM145 154V153H144ZM155 154V153H154ZM159 154V153H158ZM46 155V154H45ZM53 155V154H52ZM62 156H63V154H61ZM73 156H74V154H72ZM79 155V154H78ZM90 155V156H91ZM93 155H96V153L95 154H93ZM121 155H123V154H121ZM121 155H120V157H121ZM134 155V154H133ZM143 155V154H142ZM141 155V156H142ZM153 155V154H152ZM156 155V154H155ZM163 155V154H162ZM162 155H161V157H162ZM173 155V154H172ZM75 156H77V155H75ZM87 156V155H86ZM100 156H102V155H100ZM115 156V157H116ZM175 156V155H174ZM177 156H178V154H177ZM69 157H72L71 155L69 156ZM94 157V159L96 158V157H98V156H93ZM93 157H92V160H93ZM104 157H106V156H104ZM119 157V156H118ZM123 157V156H122ZM121 157V158H122ZM127 157V156H126ZM143 157V156H142ZM150 157H151V153H150ZM160 157V156H159ZM160 157V158H161ZM168 157V156H167ZM47 158H48V156H47ZM55 158V157H54ZM68 158V156L66 157V159ZM82 159V157H81V155H80V157H78V159ZM86 158H88V157H86ZM101 158V157H100ZM103 158V157H102ZM107 158V157H106ZM114 158V157H113ZM138 158H140V157H138ZM145 158V160H147L148 161V158L147 157H144ZM147 158V159H146ZM169 158V157H168ZM174 158V157H173ZM175 158H177V157H175ZM192 158V157H191ZM195 158V157H194ZM23 159V158H22ZM53 159V158H52ZM76 159V158H75ZM89 159V158H88ZM103 159H105V158H103ZM114 159H116V158H114ZM143 159V158H142ZM152 158H150V160H151ZM154 159H156V158H154ZM165 159V158H164ZM187 159V158H186ZM193 159V158H192ZM24 161H25V159H23ZM65 160V159H64ZM63 160V161H64ZM77 160V159H76ZM84 160V159H83ZM96 160H97V162H96ZM96 160H93V161H95V162H93V164H95V163H97V166H99L98 168L101 170V168H104V167H102V165H103V163H102V165L100 166V162L98 163V161L100 160V159H96ZM102 160V159H101ZM124 160V159H123ZM127 160V159H126ZM137 160V159H136ZM160 160V159H159ZM163 160V159H162ZM178 160V159H177ZM194 160V159H193ZM48 161V160H47ZM46 160L44 161V162H47ZM85 162H86V164L87 165H85L84 163H82L83 161H81V163L82 164H84V166H85V169H86V167L87 168H90V166H91V164H90V166H88V163H87V161H89V160H84ZM104 160H102V162H103ZM106 161V160H105ZM111 161V160H110ZM125 161V160H124ZM140 161V160H139ZM142 161H144V160H142ZM164 161V160H163ZM166 161H168V160H166ZM171 161V160H170ZM170 161L168 162V163H166V164H169L170 163ZM175 161V160H174ZM56 162V161H55ZM71 162H72V160H71ZM70 162V166L72 167V163ZM118 162V161H117ZM128 162V161H127ZM149 162V161H148ZM151 162V161H150ZM149 162V163H150ZM189 162V161H188ZM194 162H195V160H194ZM51 163V162H50ZM65 163V162H64ZM78 163H80V161L78 162ZM112 163V162H111ZM132 163V162H131ZM134 163V162H133ZM147 163V162H146ZM156 163V162H155ZM155 163H153L154 165H155ZM159 162H157V164H158ZM165 163V162H164ZM55 164V163H54ZM60 164H62V163H60ZM107 164V163H106ZM140 164V163H139ZM142 164H144V163H142ZM141 164V165H142ZM163 164V163H162ZM189 164H191V163H189ZM52 165V164H51ZM64 165V164H63ZM80 165V164H79ZM108 165V164H107ZM113 165V164H112ZM124 165V164H123ZM128 165V164H127ZM131 165V164H130ZM165 165V164H164ZM163 165V166H164ZM175 165V164H174ZM173 165V166H174ZM53 166H55V165H53ZM82 166V165H81ZM92 166H94V165H92ZM97 166H95V168L97 167ZM104 166H106L105 165V163H104ZM114 166H116V164L114 165ZM113 166V167H114ZM118 166V165H117ZM135 166V165H134ZM145 166V165H144ZM149 166V165H148ZM157 166V165H156ZM171 166V165H170ZM170 166H169V168H170ZM190 166V165H189ZM192 166H194V165H192ZM7 167V166H6ZM101 167V168H100ZM120 167H122L121 165H120ZM119 167V168H120ZM130 167V166H129ZM133 167V166H132ZM168 167V166H167ZM179 167V166H178ZM184 167V166H183ZM66 168V167H65ZM78 168H80V167H78ZM83 168V167H82ZM95 168H94V171H95ZM97 168V169H98ZM106 168H107V166L105 167V169H103V170H106ZM127 168H128V166H127ZM147 168V167H146ZM150 168V167H149ZM169 168H168V170H169ZM174 168V167H173ZM172 168V169H173ZM189 168V167H188ZM7 169V168H6ZM44 169V168H43ZM50 169V168H49ZM70 169H72V168H70ZM92 168H90V170H91ZM97 169H96V172H98V173H94V174H99V171L100 170H98L97 171ZM108 169V168H107ZM115 169H116V167H115ZM129 169V168H128ZM135 169V168H134ZM151 169H152V171H153V167H151ZM163 169V168H162ZM165 169V168H164ZM172 169H170V170H172ZM193 169V168H192ZM55 170V169H54ZM56 170H58V169H56ZM69 170V169H68ZM73 170V169H72ZM80 170V169H79ZM83 170V169H82ZM102 170V171H103ZM112 170H114V169H112ZM132 170V169H131ZM166 170V169H165ZM27 171V170H26ZM42 171V170H41ZM81 171V170H80ZM79 171V172H80ZM94 171H92V173L94 172ZM107 171V170H106ZM140 170H138V172H139ZM148 171H151V170H148ZM174 171V170H173ZM20 172V173H19ZM38 172H40V171H38ZM51 172V171H50ZM56 172V171H55ZM84 172H86L85 170H84ZM117 172V171H116ZM145 172V171H144ZM161 172H162V170H161ZM158 173V171L157 172H155L156 174L158 173V174H162L163 175V173ZM168 172V171H167ZM169 172H171V171H169ZM168 172V173H169ZM183 172V171H182ZM189 172V171H188ZM9 173H11V174H9ZM37 173V172H36ZM44 173V172H43ZM57 173H58V171H57ZM132 173H134V172H132ZM135 173H137V172H135ZM140 173H142V172H140ZM147 173H149V172H147ZM154 173V172H153ZM20 174V176H23V175H21ZM87 174V173H86ZM90 174V176H91V172L89 173ZM93 174V175H94ZM101 175H106V173H104V174H102V173H100ZM139 174V173H138ZM136 175V177L138 176L139 177V175ZM145 174H146V172H145ZM157 174V175H158ZM165 174V173H164ZM11 175V176H10ZM43 175V174H42ZM47 175V174H46ZM54 175V174H53ZM88 175V174H87ZM105 175H104V177H105ZM122 175V174H121ZM133 175V174H132ZM152 175V174H151ZM161 175V176H162ZM166 175H168V174H166ZM182 175V174H181ZM71 176V175H70ZM73 176V175H72ZM86 176V175H85ZM96 177L97 176H99L100 177V175H95ZM94 176V177H95ZM110 176H113V175H110ZM117 176H119V175H117ZM127 176V175H126ZM143 176V175H142ZM6 177H7V175H6ZM78 177V176H77ZM86 177H89V176H86ZM92 177V176H91ZM90 177V179H93V178H91ZM95 177V178H96ZM99 177H97L98 178V181H99ZM106 177H108V175L106 176ZM123 177H124V175H123ZM134 177V176H133ZM137 177V178H138ZM145 177V176H144ZM158 177V176H157ZM8 178H7V180H8ZM42 179H43V177H41ZM74 178H76V175H75V177ZM82 178V177H81ZM102 178V177H101ZM110 178V177H109ZM112 178V177H111ZM146 178V177H145ZM144 178V179H145ZM152 178V177H151ZM154 178V177H153ZM105 179V178H104ZM116 179H119V178H116ZM116 179L114 180V182L116 181ZM120 179H122L121 177H120ZM120 179H119V181H120ZM130 179H131V177H130ZM140 179H141V177H140ZM142 179H143V177H142ZM164 179V178H163ZM12 180H14V179H12ZM13 181L14 183L16 182V181ZM82 180V179H81ZM84 180V179H83ZM94 180V179H93ZM132 180V179H131ZM138 180V179H137ZM157 180V179H156ZM88 181V180H87ZM90 181V180H89ZM97 181V180H96ZM102 181H104L103 179H102ZM102 181H100V183L102 184ZM122 181H123V179H122ZM189 181V180H188ZM12 181H11V183H13ZM71 182V181H70ZM73 182V181H72ZM93 183H94V181H92ZM92 182H89L90 183V185H91V183ZM110 182H111V180H110ZM117 182V181H116ZM126 182V181H125ZM130 182H132V181H130ZM135 182V181H134ZM142 182H144L143 180H142ZM96 184H98L97 182H95ZM94 183V184H95ZM117 183H119V182H117ZM117 183H116V185H114L115 187L117 186ZM124 183V182H123ZM133 183V182H132ZM136 183V182H135ZM139 183H140V181H139ZM146 183H148L147 181H146ZM0 184V185H1ZM47 184V183H46ZM50 184V183H49ZM83 184V183H82ZM85 184V183H84ZM100 184V185H101ZM120 184H121V181H120ZM130 184V183H129ZM143 184V183H142ZM165 184V183H164ZM163 184V185H164ZM73 185H75V184H73ZM89 185V184H88ZM100 185H96V186H100ZM108 185V184H107ZM119 185V184H118ZM131 185V184H130ZM146 185V184H145ZM24 186V187H23ZM102 186V185H101ZM128 186V185H127ZM152 186V185H151ZM1 187V186H0ZM52 187V186H51ZM67 187V186H66ZM65 187V188H66ZM89 187V186H88ZM92 187L94 188V189H96V188H98V187H94L93 186V184H92ZM104 187V186H103ZM106 188H107V186H105ZM118 187V186H117ZM130 187V186H129ZM128 187V188H129ZM142 187H144V186H142ZM70 188H72V187H70ZM77 188V187H76ZM92 188V189H93ZM102 188V187H101ZM113 188V187H112ZM133 187H131V189H132ZM149 188V187H148ZM53 189V188H52ZM107 189H109V188H107ZM130 189V188H129ZM183 189V188H182ZM55 190V189H54ZM66 190V189H65ZM70 190V189H69ZM103 190V189H102ZM105 190V189H104ZM110 190H112L111 189V187H110ZM117 190V189H116ZM67 191V190H66ZM72 191V190H71ZM92 191V190H91ZM94 191V190H93ZM96 191V190H95ZM62 192V191H61ZM115 192V191H114ZM113 191H112V194L114 193ZM127 192V191H126ZM133 192H134V190H133ZM67 193V192H66ZM96 193H98V191L96 192ZM109 193V192H108ZM115 193H117V192H115ZM125 193V192H124ZM123 193V194H124ZM61 194H63V193H61ZM94 194V193H93ZM103 194H105V196L106 195H108V194H106V193H103ZM115 195V194H114ZM126 195V194H125ZM95 196H96V194H95ZM105 196H103V197H105ZM128 196V195H127ZM180 196V195H179ZM63 197V196H62ZM92 197V196H91ZM112 197H113V195H112ZM120 197V196H119ZM118 197V198H119ZM130 197H131V195H130ZM145 197V196H144ZM9 198V199H8ZM12 198V197H11ZM60 198V197H59ZM96 198H97V196H96ZM118 198H117V200H118ZM121 198V197H120ZM120 198H119V200H120ZM92 199H94L93 197H92ZM108 199V198H107ZM113 199H114V197H113ZM115 199H116V196H115ZM122 199V198H121ZM124 199V198H123ZM134 199V198H133ZM184 199V198H183ZM97 200L98 199H96V202H97ZM104 200V199H103ZM105 201H107L106 199H105ZM109 201H110V199H109ZM10 202V201H9ZM121 202V201H120ZM123 203H124V200L122 201ZM99 203V202H98ZM118 203H119V201L118 202H116V204L118 205ZM122 203V204H123ZM127 203V202H126ZM12 204V203H11ZM46 205L47 206V209H50V212H47V211H45L44 209H46V207L43 209V205ZM111 204V203H110ZM134 204V203H133ZM9 205V204H8ZM14 205V206H15ZM113 205H114V203H113ZM125 205H127V204H125ZM158 205V204H157ZM173 205V204H172ZM12 206V205H11ZM91 206V205H90ZM114 206H116V205H114ZM121 206H123L124 207V205H120V207ZM75 207V206H74ZM126 207V206H125ZM92 208L93 209H96V207H94V206H92ZM99 208V207H98ZM110 208V207H109ZM116 208H117V206H116ZM119 208V207H118ZM77 209V208H76ZM101 209H102V207H101ZM100 209V210H101ZM105 209V208H104ZM111 209V208H110ZM120 209H122V207L120 208ZM120 209H119V211H120ZM133 209V207L131 208V210ZM20 210L23 212V213H21L20 212ZM107 211L106 212H108V209H106ZM112 210V209H111ZM124 210H126V209H124ZM130 210V209H129ZM170 210V209H169ZM95 211H97V210H95ZM102 211H104L103 209H102ZM114 211V210H113ZM122 211V210H121ZM177 211V210H176ZM94 212V211H93ZM98 212V211H97ZM101 212V211H100ZM127 212H128V209H127ZM179 212V211H178ZM3 213V212H2ZM96 213V212H95ZM125 213H126V211H125ZM155 213V212H154ZM83 214V213H82ZM107 214V213H106ZM117 214V213H116ZM128 214V213H127ZM129 214H130V211H129ZM76 215V214H75ZM96 215V214H95ZM98 215H100V214H98ZM103 215V214H102ZM122 215H123V212H122ZM155 215V214H154ZM113 216L115 217V214H114V212H113ZM119 217H120V215H118ZM127 216V215H126ZM123 217H125V215H123ZM122 217V218H123ZM154 217V216H153ZM3 218V217H2ZM79 218V217H78ZM100 217H98L97 219H99ZM102 218H103V216H102ZM121 218V217H120ZM148 218V217H147ZM169 218V217H168ZM81 219H83L84 220V217H82ZM104 219V218H103ZM139 219V218H138ZM154 219V218H153ZM167 219V218H166ZM165 219V220H166ZM2 220H4V219H2ZM79 220H80V218H79ZM116 220H118V219H116ZM120 220V219H119ZM119 220H118V222H119ZM144 220V219H143ZM142 220V221H143ZM100 221V220H99ZM98 221V222H99ZM107 221V220H106ZM109 221V220H108ZM139 221V220H138ZM1 222V221H0ZM82 222V221H81ZM102 222V221H101ZM100 222V223H101ZM150 222H152V220L150 221ZM149 222V223H150ZM2 223H3V221H2ZM103 223H104V221H103ZM139 223V222H138ZM143 222H141V226L143 225H145L144 223L142 224ZM146 224H148V222H145ZM1 224V223H0ZM119 224V223H118ZM154 225V222H152L151 223V225ZM156 224V223H155ZM3 225V224H2ZM1 225V226H2ZM113 225V224H112ZM151 225H149V226H151ZM152 225V226H153ZM182 225V224H181ZM5 226H7V225H5ZM10 226L12 227V224L11 225H9V229H10ZM88 226V225H87ZM100 226V225H99ZM116 226V225H115ZM119 226V225H118ZM141 226H139L138 228H140ZM155 226V225H154ZM3 227V226H2ZM114 227V226H113ZM121 227V226H120ZM130 227V226H129ZM145 227V226H144ZM1 228V227H0ZM3 228H5V227H3ZM101 228V227H100ZM118 228V227H117ZM136 228H137V226H136ZM136 228H134V229H136ZM142 228V227H141ZM152 228V227H151ZM182 228H181V230H182ZM86 229V228H85ZM87 229H88V231L90 230V229H92V228H89V227H87ZM119 229V228H118ZM126 229V228H125ZM157 229V228H156ZM6 230V232H7V230L8 229H5ZM100 230H102V229H100ZM127 230H128V228H127ZM127 230H125L124 232L125 233H127L126 231ZM139 230L141 231V230H143V229H138V230H136V231H138V233H141V237H140V239L142 238V231L141 232H139ZM148 229H145L144 230V232L146 233V231H147ZM150 230V229H149ZM87 231V230H86ZM119 231V230H118ZM123 231V230H122ZM121 231V232H122ZM130 231V230H129ZM151 232H153L152 231V229L150 230ZM157 231V230H156ZM9 232H10V230H9ZM38 232L40 233V234H38ZM90 232H92V231H90ZM110 232H113V231H110ZM116 232V231H115ZM121 232H120V234H121ZM123 232V233H124ZM130 232H132V231H130ZM143 232V233H144ZM149 232V231H148ZM158 232V231H157ZM5 233V232H4ZM119 233V232H118ZM122 233V234H123ZM135 233H137V232H135ZM137 233V234H138ZM155 233V232H154ZM154 233H152V234H154ZM177 233V232H176ZM184 233V234H185ZM1 234H2V231H1ZM0 234V235H1ZM42 234V235H41ZM88 234V233H87ZM89 234H91V233H89ZM106 233H104V235H105ZM132 234V233H131ZM149 234H150V232H149ZM148 234V235H149ZM156 234V233H155ZM39 235V236H38ZM97 235V234H96ZM124 235V234H123ZM122 235V236H123ZM140 235V234H139ZM146 236L147 237V239H148V237L150 236ZM164 235H165V233H164ZM3 236H4V234H3ZM94 236V235H93ZM92 236V237H93ZM129 236V235H128ZM128 236H127V238H128ZM159 236V235H158ZM175 236V235H174ZM173 236V237H174ZM177 236V235H176ZM2 237V236H1ZM0 237V238H1ZM6 237V236H5ZM115 237H117L116 235H115ZM138 237V236H137ZM152 237V236H151ZM151 237H150V239H151ZM157 238V236H154V237H152L153 238V243H154V241H156V238ZM178 237V236H177ZM89 238V240L90 241H88L87 239ZM123 238V237H122ZM126 238V237H125ZM130 238V239H131ZM139 238V237H138ZM137 238V239H138ZM145 238V236L142 238V239H144ZM154 238H155V240H154ZM169 238V237H168ZM167 238V239H168ZM180 238V237H179ZM104 239V238H103ZM124 239V238H123ZM136 239V238H135ZM146 239V238H145ZM144 239V240H145ZM149 239V240H150ZM172 239H174V238H172ZM87 240V241H86ZM115 240V239H114ZM125 240V239H124ZM149 240H145V242H147V241H149ZM161 240V239H160ZM177 240V239H176ZM179 240V239H178ZM126 241V240H125ZM137 241V242H136ZM167 241V240H166ZM169 241V240H168ZM180 242H182L181 240H179ZM85 242H87V244H89V249H87V245H84L85 244ZM89 242V243H88ZM90 242H91V244L92 245H90ZM124 242V241H123ZM151 241H149L148 243H150ZM158 242V241H157ZM163 242H164V239H163ZM171 242V241H170ZM170 242L168 243V242H165V244L167 243L169 246H171L170 245ZM162 243V242H161ZM173 243H175L176 244V242H173ZM177 243H179V242H177ZM3 244V245H4ZM141 244H142V246H143V243L141 242ZM171 244H172V242H171ZM174 244V245H175ZM183 243H181L180 245L182 246V245H184ZM1 245V244H0ZM148 246L150 245L151 246V244H147ZM156 245H158V244H156ZM173 245V244H172ZM173 245V246H174ZM179 244H178V246L179 247H181ZM85 246H86V248H85ZM118 246V247H117ZM146 247V249L147 248H149V247ZM154 246V245H153ZM152 246V247H153ZM163 248H162V250L164 249V246L163 245H161ZM165 246H167V245H165ZM176 246V245H175ZM175 246H174V248H175ZM177 246V247H178ZM91 247H92V249L94 250L93 252L92 251H90L91 250ZM112 247H114V248H118V250H119V253H117V252H115V249H113ZM152 247H150V249L152 248ZM176 247V248H177ZM143 248V247H142ZM155 248V247H154ZM173 248V247H172ZM173 248V249H174ZM182 248H184V247H181V248H178V257H179V252L181 251H179V249H182ZM1 249V248H0ZM111 249H112V251H111ZM158 249V248H157ZM168 248L166 247V250H167ZM52 250V249H51ZM144 250H145V246H144ZM154 250V249H153ZM152 250V251H153ZM161 250V249H160ZM160 250H159V252H160ZM165 250V251H166ZM169 251H171L170 249H168ZM167 250V251H168ZM175 250V249H174ZM189 250V251H188ZM116 251H117V249H116ZM148 251V250H147ZM169 251H168V253H169ZM176 251H177V249H176ZM176 251H175V253H176ZM52 252V251H51ZM52 252V253H53ZM132 252H134V253H132ZM182 252V251H181ZM180 252V253H181ZM188 252V253H187ZM1 253H0V256H2L1 255ZM54 253H53V255H54ZM157 253V252H156ZM164 253V252H163ZM173 252H171V254H172ZM177 253H176V255L175 256H177ZM190 253H192V254H190ZM44 254V253H43ZM50 253H48V255H49ZM97 254V255H98ZM182 254V253H181ZM180 254V255H181ZM183 254H185L184 252H183ZM173 256H174V254H172ZM201 255V256H200ZM157 256H159V255H157ZM166 257H167V254L165 255ZM171 256V255H170ZM215 256L217 257V260H216V258H215ZM40 257H42V255H40ZM172 257V256H171ZM181 257H184L185 258V255H182V256H180V258ZM4 258V259H3ZM55 258V259H56ZM174 258V257H173ZM177 258V257H176ZM192 258H194V259H192ZM203 258V259H204ZM213 258H215L214 259V261H212L213 260ZM42 259H44V258H42ZM93 259H94V261L95 262H93ZM179 259V258H178ZM198 259H202V258H198ZM171 260H172V258H171ZM174 260V259H173ZM173 260H172V262H173ZM179 260H183L184 262H182V263H185V261L186 260H184L183 258H181V259H179ZM157 261H158V259H157ZM164 261H165V259H164ZM178 261V260H177ZM204 261H206V260H204ZM38 262L40 263V261L38 260ZM45 262V261H44ZM51 262V261H50ZM99 262H100V260L98 261V264H99ZM171 262V261H170ZM180 262V261H179ZM186 262H188V261H186ZM190 262V261H189ZM189 262L187 263V264H189ZM192 262V264H194V261H191ZM191 262H190V264H191ZM46 263V262H45ZM174 263V262H173ZM202 263H204L203 261H202ZM101 264H102V262H101ZM171 264V263H170ZM196 264H198V263H196Z\"/></svg>",
	"mask_w": 264,
	"mask_h": 264
}]
</instances>
